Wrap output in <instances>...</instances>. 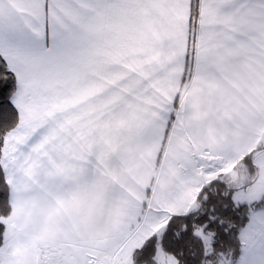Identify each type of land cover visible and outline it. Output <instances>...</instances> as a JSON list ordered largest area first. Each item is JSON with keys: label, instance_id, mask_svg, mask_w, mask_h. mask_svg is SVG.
<instances>
[{"label": "snow or ice", "instance_id": "obj_1", "mask_svg": "<svg viewBox=\"0 0 264 264\" xmlns=\"http://www.w3.org/2000/svg\"><path fill=\"white\" fill-rule=\"evenodd\" d=\"M0 264H264V0H0Z\"/></svg>", "mask_w": 264, "mask_h": 264}]
</instances>
